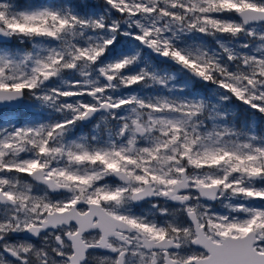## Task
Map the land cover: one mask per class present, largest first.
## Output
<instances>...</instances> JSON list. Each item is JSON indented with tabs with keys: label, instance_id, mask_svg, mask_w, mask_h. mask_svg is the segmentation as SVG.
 <instances>
[{
	"label": "snow or ice",
	"instance_id": "obj_1",
	"mask_svg": "<svg viewBox=\"0 0 264 264\" xmlns=\"http://www.w3.org/2000/svg\"><path fill=\"white\" fill-rule=\"evenodd\" d=\"M0 264H264V0H0Z\"/></svg>",
	"mask_w": 264,
	"mask_h": 264
}]
</instances>
